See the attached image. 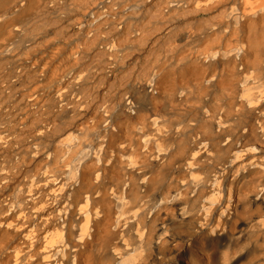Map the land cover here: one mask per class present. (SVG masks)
I'll return each instance as SVG.
<instances>
[{
    "label": "bare ground",
    "instance_id": "bare-ground-1",
    "mask_svg": "<svg viewBox=\"0 0 264 264\" xmlns=\"http://www.w3.org/2000/svg\"><path fill=\"white\" fill-rule=\"evenodd\" d=\"M0 264H264V0H0Z\"/></svg>",
    "mask_w": 264,
    "mask_h": 264
}]
</instances>
